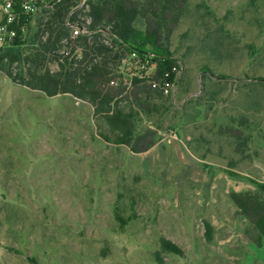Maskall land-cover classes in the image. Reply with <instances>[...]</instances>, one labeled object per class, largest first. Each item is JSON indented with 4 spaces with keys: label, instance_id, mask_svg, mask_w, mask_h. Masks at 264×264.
<instances>
[{
    "label": "rangeland",
    "instance_id": "rangeland-1",
    "mask_svg": "<svg viewBox=\"0 0 264 264\" xmlns=\"http://www.w3.org/2000/svg\"><path fill=\"white\" fill-rule=\"evenodd\" d=\"M170 51L175 88L149 154L107 143L88 101L0 68V264H264L240 207L264 206V0H190ZM155 61L131 54L121 73L145 79ZM161 237L183 255L159 254Z\"/></svg>",
    "mask_w": 264,
    "mask_h": 264
},
{
    "label": "trees",
    "instance_id": "trees-1",
    "mask_svg": "<svg viewBox=\"0 0 264 264\" xmlns=\"http://www.w3.org/2000/svg\"><path fill=\"white\" fill-rule=\"evenodd\" d=\"M189 3L60 0L41 12L29 42L19 40L20 35L12 45L0 49V68L14 82L48 97L67 94L88 101L102 120L100 127L105 131L100 136L107 143L144 154L159 142L160 122L167 114L168 101L151 82H161L176 63L170 43ZM74 28L85 33L74 36ZM73 43L77 54L70 59L61 51ZM131 54L155 58V69L147 78L125 80L121 67ZM55 63L58 67L53 70ZM14 64L18 65L16 72ZM144 119L147 126L138 130ZM240 207L264 239V206L241 203ZM206 229L210 230L208 224ZM158 253L183 255L178 245L164 237Z\"/></svg>",
    "mask_w": 264,
    "mask_h": 264
},
{
    "label": "built area",
    "instance_id": "built-area-1",
    "mask_svg": "<svg viewBox=\"0 0 264 264\" xmlns=\"http://www.w3.org/2000/svg\"><path fill=\"white\" fill-rule=\"evenodd\" d=\"M60 0H0V49L10 46L26 31L25 23L38 14L42 6H52ZM85 33L82 29L74 28V36ZM151 85L164 95L174 91V83L170 74L166 73L161 82L152 81Z\"/></svg>",
    "mask_w": 264,
    "mask_h": 264
},
{
    "label": "crops",
    "instance_id": "crops-1",
    "mask_svg": "<svg viewBox=\"0 0 264 264\" xmlns=\"http://www.w3.org/2000/svg\"><path fill=\"white\" fill-rule=\"evenodd\" d=\"M152 149H153V148H152ZM152 149H151V150H152ZM151 150H150V151H148V152H146V153H144V154H149V153L151 152Z\"/></svg>",
    "mask_w": 264,
    "mask_h": 264
}]
</instances>
